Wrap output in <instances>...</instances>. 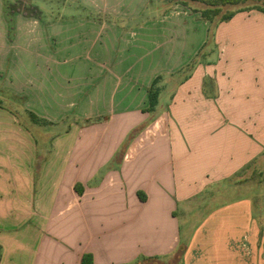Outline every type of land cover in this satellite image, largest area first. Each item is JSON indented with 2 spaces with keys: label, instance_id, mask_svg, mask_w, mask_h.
<instances>
[{
  "label": "crops",
  "instance_id": "0c3cea01",
  "mask_svg": "<svg viewBox=\"0 0 264 264\" xmlns=\"http://www.w3.org/2000/svg\"><path fill=\"white\" fill-rule=\"evenodd\" d=\"M181 1L0 0V264H264V13Z\"/></svg>",
  "mask_w": 264,
  "mask_h": 264
},
{
  "label": "rangeland",
  "instance_id": "374dc122",
  "mask_svg": "<svg viewBox=\"0 0 264 264\" xmlns=\"http://www.w3.org/2000/svg\"><path fill=\"white\" fill-rule=\"evenodd\" d=\"M32 1H36V0H11V5L13 8H19L22 11H26L27 13H38V11H35V8H31L29 7V3ZM181 2H183L184 4H187L193 8H199V9H205L208 8V6L204 3H202L199 0L193 1V0H182ZM255 8H264V0H239V2L235 5H225V6H221V13L217 16V18H220L221 15L229 12L230 10H236V9H244V10H252ZM39 10V9H38ZM45 17H49L48 14L49 12H45ZM19 115L21 118H24V114L17 109V114ZM248 175L247 172L244 173V177L246 178V176ZM251 181L253 183H257L259 182L261 185H263L260 189V191L256 192V196L259 193L261 195V199L264 200V169L258 171V170H254L252 171L250 178ZM243 193V192H242ZM235 197H237L235 195ZM230 198H234V195L229 196L227 199H225L224 201H217V202H213V203H207L208 205V209H203L201 210V212L197 215V218L200 216H204L206 214H208L211 210H213L216 206H219L221 203L228 201V199ZM256 199H258L256 197ZM256 206L261 204L262 207V203H259L258 200L255 201L254 203ZM206 205L203 203V206ZM264 210V209H263ZM195 221V220H193ZM263 246V250L264 251V244Z\"/></svg>",
  "mask_w": 264,
  "mask_h": 264
},
{
  "label": "trees",
  "instance_id": "16d2710c",
  "mask_svg": "<svg viewBox=\"0 0 264 264\" xmlns=\"http://www.w3.org/2000/svg\"><path fill=\"white\" fill-rule=\"evenodd\" d=\"M196 1V0H193ZM202 3L206 4L208 8L199 10L202 18L208 21H212L214 18H216L221 13V6L225 5H235L239 2V0H199ZM258 11H261L264 13V8H255ZM242 11H245L244 9H240ZM234 15V11H229L219 18V21H226L230 19ZM157 81V80H156ZM156 81L152 84V87L149 89V103L148 107L146 108V111H153L156 104H157V97H158V91L157 88H155ZM29 115L32 120L34 121H42L37 116H35L33 113L29 112Z\"/></svg>",
  "mask_w": 264,
  "mask_h": 264
},
{
  "label": "built area",
  "instance_id": "2783aa9c",
  "mask_svg": "<svg viewBox=\"0 0 264 264\" xmlns=\"http://www.w3.org/2000/svg\"><path fill=\"white\" fill-rule=\"evenodd\" d=\"M130 156H131V153H128V154H125L124 158H125V159H129Z\"/></svg>",
  "mask_w": 264,
  "mask_h": 264
}]
</instances>
